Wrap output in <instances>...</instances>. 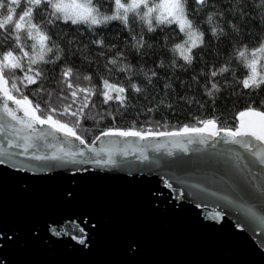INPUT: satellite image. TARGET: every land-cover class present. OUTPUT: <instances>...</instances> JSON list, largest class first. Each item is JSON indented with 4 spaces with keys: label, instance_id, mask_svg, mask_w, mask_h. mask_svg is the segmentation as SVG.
<instances>
[{
    "label": "snow or ice",
    "instance_id": "snow-or-ice-1",
    "mask_svg": "<svg viewBox=\"0 0 264 264\" xmlns=\"http://www.w3.org/2000/svg\"><path fill=\"white\" fill-rule=\"evenodd\" d=\"M246 2L237 3L233 0L227 5L228 16L231 17L232 10L237 15L228 19L226 26L220 27L218 25L225 13L214 11L213 0H0V166L33 173L48 172L65 165L115 166L117 161L112 148L95 147L101 137H136L140 140L154 137L186 138L187 144L208 146L209 156L205 163L222 171V177L230 181L245 214L264 225V216L257 212L258 204L264 206V110H261L264 109V101H260L259 109L254 106L257 102L252 101L250 106L239 111L231 127L223 126L219 117H213L198 119L196 124H186L175 131L107 128L89 143L76 129L89 118L87 110L95 106L92 98L101 96L104 104L115 101L125 107L127 97L122 94L127 89L103 77L99 85L92 84L91 74L82 78L89 82V86L75 82L80 77L72 66L63 62V49L54 43L53 35L50 34L51 29L58 24L83 26L82 34L86 32L93 35L91 43L99 49L106 45L97 30L102 31L105 26L116 21L128 34L126 39L130 43L134 42L138 55H143L145 49L153 47L148 43L147 34L159 31L179 38L170 51L174 54L178 52L185 65H192L197 59L194 50L205 46L206 37L207 43H212L214 38L217 43L231 44L232 39L239 35L235 20L247 18ZM249 7L264 12V7L259 4H250ZM169 38L165 35L162 46ZM251 40L255 43L241 41L234 45V56L218 69L213 66L201 73L208 97L213 96V90L220 91L217 77L225 74L231 75L233 83L252 94L264 91V35H254ZM68 42L75 43L71 37ZM123 56V52L116 53L108 59L107 64L117 65V57ZM58 62L62 68L59 83L63 87L53 100L54 93L43 86L46 73L42 66ZM171 63L176 66L177 62L173 60ZM233 64L235 67H232ZM158 67H163L162 61ZM108 70L129 73L132 66L125 63L117 69ZM238 70L241 71L240 76H237ZM156 76L155 71L151 73V77ZM151 77L149 83H152ZM200 82L197 79V83ZM163 87L167 89L169 86ZM131 89L137 93L141 91L135 83H131ZM26 91L32 96L47 97L43 100V107L41 102L30 99ZM113 91L116 95L111 94ZM179 99L184 100V97L180 96ZM64 116L74 118L72 126L59 118ZM49 128L51 132L47 130ZM56 133L62 134L65 139L61 140ZM48 137L59 142L51 144ZM73 140L79 144L74 145ZM218 145L222 150L215 151ZM225 145L229 147H223ZM176 146L181 151H188L186 146L179 143ZM161 147L157 145L155 150L159 151ZM119 154L127 156L128 152L123 150ZM172 154L168 152V155ZM142 159H149L143 150ZM87 171L86 167H75L72 175ZM72 195V192L67 193L68 197ZM245 202H250L251 206ZM196 207L201 206L197 204ZM221 215L216 212L209 219L218 220ZM78 231L84 234L85 228L79 227ZM71 238L77 240L76 235ZM78 243L84 245L85 239H79Z\"/></svg>",
    "mask_w": 264,
    "mask_h": 264
},
{
    "label": "water",
    "instance_id": "water-1",
    "mask_svg": "<svg viewBox=\"0 0 264 264\" xmlns=\"http://www.w3.org/2000/svg\"><path fill=\"white\" fill-rule=\"evenodd\" d=\"M101 146L114 150L115 166L35 173L0 166V264H264V225L245 214L222 171L205 163L207 145L101 137ZM75 167L88 171L73 176ZM216 212L221 217L209 219ZM257 212L264 216V206Z\"/></svg>",
    "mask_w": 264,
    "mask_h": 264
},
{
    "label": "trees",
    "instance_id": "trees-1",
    "mask_svg": "<svg viewBox=\"0 0 264 264\" xmlns=\"http://www.w3.org/2000/svg\"><path fill=\"white\" fill-rule=\"evenodd\" d=\"M233 0H213L214 11L216 13L224 12V19L220 21V27L226 26L227 20L237 15L235 10L231 11V17L228 16L227 5ZM237 3L244 0H236ZM259 4L264 7L261 0H247L244 3L247 12L246 19L235 20L239 27V35L232 39L231 44L227 42L207 43L202 49L194 50L197 59L192 65H185L179 53H173L170 49L174 44L179 42V38L171 36L169 33H148L146 38L148 43L153 45L150 49H145L143 55H138L134 42H129L126 37L127 33L123 30V26L119 22H112L100 31L105 41L106 47L97 48L92 45L93 35L84 32L82 34L81 27L58 24L51 29L50 34L53 35V41L59 44L63 49V62L73 67L80 79L75 81L81 83L82 86H89V82L83 81V76L91 74L92 84L99 85L100 78H107L111 83L126 87V93L122 94L127 97L126 106L121 107L119 103L111 101L104 104L103 97H93L95 106L88 111V119L84 121L77 132L84 137L89 143L101 131L107 128L129 129L135 128L140 131H175L184 125H194L198 119H206L219 117L223 122V126L231 127L235 123V117L239 111L250 106L252 101L257 103L254 105L258 109L260 101H264V91L256 94L243 90L238 84L233 83V77L225 74V76L217 77V83L220 91L213 90V96L210 98L205 94L204 82L201 73L207 68L215 66L217 69L234 56L233 46L239 42L255 41L250 38L254 35H264V12H260L259 8L249 7V5ZM259 13V14H258ZM202 16L204 13L201 14ZM215 23V20H214ZM135 27H139L135 25ZM143 34V33H141ZM165 35L170 38L161 41ZM74 40V44L68 42V38ZM231 39V37H230ZM114 45V47L112 46ZM76 52L73 55V52ZM123 52L124 56L117 57V65H108L107 61L114 54ZM103 53V55H102ZM176 60V66L172 65V61ZM163 67H158L160 62ZM125 63L132 66L129 73H120L119 71L108 69H117ZM107 65V68H106ZM46 73L43 86L50 92H53V100L58 90L63 87L60 81V73L62 68L60 63L42 66ZM232 67H235L233 64ZM156 72V77H151L152 72ZM241 75V71H237V76ZM129 76L131 81H129ZM151 77L152 83L148 80ZM197 79L201 82L198 84ZM131 83L137 84L141 89L139 93L131 89ZM168 85L165 89L163 86ZM35 87V86H33ZM30 99L34 102H41L47 99L45 96H32L29 92ZM112 95H116L113 91ZM183 96L184 100L179 97ZM171 104L172 107H168ZM152 109V111H149ZM264 110V109H261ZM113 116L115 119H113ZM64 122H68L70 126L73 124L74 118L71 116L59 117Z\"/></svg>",
    "mask_w": 264,
    "mask_h": 264
}]
</instances>
